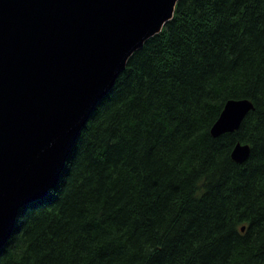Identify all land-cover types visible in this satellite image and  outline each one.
I'll list each match as a JSON object with an SVG mask.
<instances>
[{
    "label": "trees",
    "instance_id": "obj_1",
    "mask_svg": "<svg viewBox=\"0 0 264 264\" xmlns=\"http://www.w3.org/2000/svg\"><path fill=\"white\" fill-rule=\"evenodd\" d=\"M242 98L239 128L213 137ZM0 264H264V0H178L91 112L59 184L19 211Z\"/></svg>",
    "mask_w": 264,
    "mask_h": 264
},
{
    "label": "water",
    "instance_id": "obj_2",
    "mask_svg": "<svg viewBox=\"0 0 264 264\" xmlns=\"http://www.w3.org/2000/svg\"><path fill=\"white\" fill-rule=\"evenodd\" d=\"M177 1L0 0V249L19 211L59 184L91 112ZM252 109L227 100L211 135L237 130ZM249 153L237 142L230 156Z\"/></svg>",
    "mask_w": 264,
    "mask_h": 264
}]
</instances>
